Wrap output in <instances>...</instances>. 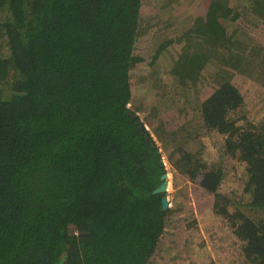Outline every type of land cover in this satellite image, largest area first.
I'll use <instances>...</instances> for the list:
<instances>
[{
  "label": "trees",
  "instance_id": "16d2710c",
  "mask_svg": "<svg viewBox=\"0 0 264 264\" xmlns=\"http://www.w3.org/2000/svg\"><path fill=\"white\" fill-rule=\"evenodd\" d=\"M234 1L191 0L168 70L194 85L221 155L244 164L247 196L219 192L225 167L200 152L179 147V162L214 196L243 262L264 264V123L240 115L244 80L264 89V0ZM143 15V0H0V264H156L166 169L129 106Z\"/></svg>",
  "mask_w": 264,
  "mask_h": 264
},
{
  "label": "rangeland",
  "instance_id": "374dc122",
  "mask_svg": "<svg viewBox=\"0 0 264 264\" xmlns=\"http://www.w3.org/2000/svg\"><path fill=\"white\" fill-rule=\"evenodd\" d=\"M190 2L143 0L144 18L135 54L144 60L132 71L135 97L129 106L140 116L160 147L169 181L166 196L171 213L160 240L156 264H246L241 256V242L234 235L230 222L216 213L214 196L194 183L187 174L186 165L179 162V147L200 152L198 156L204 162L225 167L226 175L219 192L232 195L237 201L247 196L243 185L246 180L244 164L221 155L224 136L202 127L194 85L174 83V76L168 70L171 68L168 65L171 66L178 56L184 24L194 11ZM234 3L236 8H243V0ZM245 19L250 27L258 22L247 10ZM5 41L0 32V49L4 54ZM169 41L168 48L154 60L157 48ZM153 60L155 62L151 63ZM242 85L247 102L240 115L247 114L254 122L264 123V89L250 78ZM169 122H173L172 130L166 127ZM162 124L167 128L164 132ZM234 210L230 204V211Z\"/></svg>",
  "mask_w": 264,
  "mask_h": 264
},
{
  "label": "water",
  "instance_id": "95a60500",
  "mask_svg": "<svg viewBox=\"0 0 264 264\" xmlns=\"http://www.w3.org/2000/svg\"><path fill=\"white\" fill-rule=\"evenodd\" d=\"M142 128L144 130H146L147 128L142 125ZM163 164V163H162ZM168 185H169V181H168V174H163L162 176V183L153 191L154 193H166L168 191ZM162 204H163V209H168L169 207V201L167 196H163L162 198Z\"/></svg>",
  "mask_w": 264,
  "mask_h": 264
}]
</instances>
